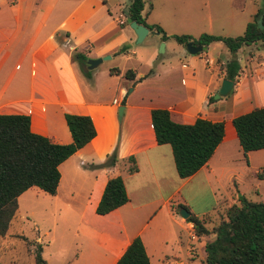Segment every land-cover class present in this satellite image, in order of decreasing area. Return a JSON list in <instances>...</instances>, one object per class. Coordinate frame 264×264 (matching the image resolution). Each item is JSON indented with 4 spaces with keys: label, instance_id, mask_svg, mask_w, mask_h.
I'll return each mask as SVG.
<instances>
[{
    "label": "crops",
    "instance_id": "0c3cea01",
    "mask_svg": "<svg viewBox=\"0 0 264 264\" xmlns=\"http://www.w3.org/2000/svg\"><path fill=\"white\" fill-rule=\"evenodd\" d=\"M129 1L0 0V115L27 116L32 133L58 145L71 141L64 114L87 116L95 131L90 142L58 166L53 195L61 181L60 169L71 180L81 175L88 180L82 201L76 202V188L69 187L58 214L55 210L51 214L52 226L60 220L65 227L61 208L69 210L83 238H56L59 245L49 254L54 238L31 242L33 247L39 245L46 264L53 257L57 264H115L136 237L150 264L170 260L190 264L197 252L193 246L184 250L187 263L167 255L182 232H192L191 223L178 216L180 209L202 221L214 208L216 194L221 196L222 210L237 205L240 196L264 203V149L243 155L231 124L234 118L264 107V43L243 46L231 55L220 42H212L191 55L186 46L161 41L157 33L147 30L142 41L134 44L131 22H125L124 16ZM141 1L144 22L158 26L165 36H240L258 11L254 6L245 16L241 0ZM215 9L223 11L216 15ZM215 16L220 23H213ZM160 43L163 52L158 54ZM123 45L128 46L126 52L114 55ZM72 52L86 60L109 56L101 61L109 64L102 70L101 63L87 70L85 61L88 76L84 77L72 61ZM230 58L239 66L238 76L231 81L230 92L215 99L225 79L222 67ZM109 69L118 74L109 75ZM126 71L132 79L123 76ZM154 109L167 111L170 120L180 125H191L197 118L222 123L220 143L193 175L180 179L170 147L156 144L150 124ZM114 148L118 159L114 166L90 167L101 164ZM127 157L134 159L132 174L122 162ZM116 176L122 180L127 202L98 216L94 210L105 182ZM244 179L250 181L248 191ZM251 189L254 199L247 196ZM204 193L209 201L205 208L199 205ZM211 238H202V246L197 245L202 264L205 241Z\"/></svg>",
    "mask_w": 264,
    "mask_h": 264
},
{
    "label": "trees",
    "instance_id": "16d2710c",
    "mask_svg": "<svg viewBox=\"0 0 264 264\" xmlns=\"http://www.w3.org/2000/svg\"><path fill=\"white\" fill-rule=\"evenodd\" d=\"M143 9L141 0H130L124 12L125 22H135L148 31L157 33L161 41L171 40L186 46L206 47L212 42H220L233 55L243 46L264 43V10H258L245 25L240 36L219 37L201 34L196 38L185 35L165 36L156 25H147L140 16ZM127 45L121 46L114 55L123 54ZM72 61L79 71L87 77L85 57L72 52ZM223 77L234 81L239 66L234 58L222 67ZM109 75H117L115 69ZM149 70L147 74H151ZM123 76L132 79L130 71ZM63 119L70 135V143L54 144L49 139L30 131L29 119L23 115H0V249L17 212V198L26 190L36 188L42 193L53 196L59 182L58 166L77 150L90 142L95 131L87 116L64 114ZM150 124L158 145H168L172 152L174 168L180 179L193 175L207 163L220 143L223 125L197 118L191 125L172 122L168 112L154 109L150 111ZM238 145L245 155L247 152L264 149V107L251 110L231 121ZM118 162L116 149L105 156L104 161L92 169L112 167ZM127 164L126 172L136 171L134 159L122 160ZM127 197L122 180L116 176L108 179L103 187L94 213L104 216L124 205ZM191 223L195 236L206 239L203 264H264V203L238 198V204L225 209L219 223L207 230L203 219L189 214L185 219ZM23 242V236H17ZM33 264H46L40 256V247L34 244ZM115 264H150L139 238H133Z\"/></svg>",
    "mask_w": 264,
    "mask_h": 264
},
{
    "label": "rangeland",
    "instance_id": "374dc122",
    "mask_svg": "<svg viewBox=\"0 0 264 264\" xmlns=\"http://www.w3.org/2000/svg\"><path fill=\"white\" fill-rule=\"evenodd\" d=\"M241 6L244 9L245 16L252 11L254 6L258 7V10H264V0H241ZM217 5V4H216ZM222 9H215L216 15L218 12H222ZM213 19V23H220L218 21L217 16ZM150 20V19H149ZM251 20L249 18L248 22ZM245 26H243L244 28ZM171 29H174L172 27ZM244 30V29H243ZM242 30V32H243ZM241 32V33H242ZM232 34L233 32H229ZM239 33V32H238ZM240 33V34H241ZM239 34V35H240ZM233 37V36H229ZM236 37V36H235ZM173 43H171L172 45ZM176 46V45H172ZM107 61L101 63L98 67L100 70L104 68V66L108 65ZM61 170V181L59 183L58 192L56 197L46 195L39 190L33 188L27 190L19 199H18V209L14 219L12 220V224L10 229L8 230V234L5 237V240L1 242V249H0V264H33V252L35 247L32 246L33 241L36 239H41L43 242L48 241L49 238H54L50 248L48 249L49 252H53L54 249L59 245L56 238H83L80 233V229L77 224V220L72 218V213L67 210L64 212L63 208H61V214L66 215L65 224L66 226L62 225V222L59 220L55 222V225L52 226L51 224V214L53 211L55 214L57 207L61 206L63 200L66 197L67 189L69 187L76 188V202L82 201L85 192L88 189V180L83 178L81 175L78 180H71L70 176L68 175L67 171ZM243 182L246 185V190L248 185L250 186L249 179H244ZM263 185V186H262ZM261 188L264 189V183L261 184ZM248 191V190H247ZM251 193H248L247 196L254 199V192L253 189L250 190ZM216 204L212 210L207 213V216L203 218V223L207 230H211V228L219 223L222 219L225 210H222L224 207L221 201V196L216 194ZM76 202L72 203L73 211L77 210L78 205ZM200 207H208L209 201L207 200V196L204 193L202 200L199 202ZM194 236V232H191ZM191 233H188L187 230L182 232L180 236V242L176 243L172 250L167 251V255L176 256L185 263L187 260H184L183 257L184 250L189 249L191 246L196 248L197 252H195V258L190 264H202L200 263L201 253L200 250L197 248V245L201 244L203 239L200 237L195 236L194 241H189V236ZM17 236H23L26 238L27 241L23 242ZM48 250H45V254ZM50 264H57L53 259L50 260ZM99 264V263H98ZM102 264H105L104 262ZM166 264H174L172 260H170Z\"/></svg>",
    "mask_w": 264,
    "mask_h": 264
},
{
    "label": "water",
    "instance_id": "95a60500",
    "mask_svg": "<svg viewBox=\"0 0 264 264\" xmlns=\"http://www.w3.org/2000/svg\"><path fill=\"white\" fill-rule=\"evenodd\" d=\"M129 28L133 31V33L135 35L134 44H139L142 41V39L144 38V36L147 34V29L141 25L136 24L135 22H131L129 24ZM185 51L188 54L193 55V54L199 53L201 51V48L199 46H197V47L192 46L190 43H188L185 47ZM162 52H163V44L160 43L159 47L157 49V53L161 54ZM108 59H109V56H105V57L97 58V59H88V60H86V68H87V70H92L98 64H100L101 61L108 60ZM232 86H233V82L228 81L226 79L221 80L218 92L216 95H214V98L217 99V98L225 97L230 92ZM122 110H123L122 106L118 107V109H117V118L118 119H120V117L122 115ZM188 215L189 214L185 209H180L178 211V216L180 218H182L183 220H185L188 217Z\"/></svg>",
    "mask_w": 264,
    "mask_h": 264
},
{
    "label": "built area",
    "instance_id": "2783aa9c",
    "mask_svg": "<svg viewBox=\"0 0 264 264\" xmlns=\"http://www.w3.org/2000/svg\"><path fill=\"white\" fill-rule=\"evenodd\" d=\"M204 62L206 63V64H210V62L208 61V60H204ZM189 238L191 239V240H194L195 239V236L191 233L190 234V236H189Z\"/></svg>",
    "mask_w": 264,
    "mask_h": 264
}]
</instances>
